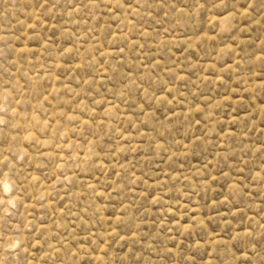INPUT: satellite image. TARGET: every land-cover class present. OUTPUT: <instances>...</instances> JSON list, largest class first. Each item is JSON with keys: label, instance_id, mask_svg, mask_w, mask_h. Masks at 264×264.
Wrapping results in <instances>:
<instances>
[{"label": "rangeland", "instance_id": "rangeland-1", "mask_svg": "<svg viewBox=\"0 0 264 264\" xmlns=\"http://www.w3.org/2000/svg\"><path fill=\"white\" fill-rule=\"evenodd\" d=\"M0 264H264V0H0Z\"/></svg>", "mask_w": 264, "mask_h": 264}]
</instances>
